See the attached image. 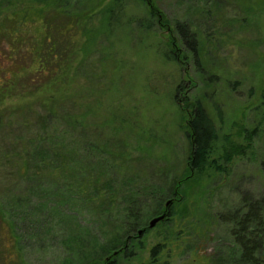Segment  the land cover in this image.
Segmentation results:
<instances>
[{"label":"rangeland","instance_id":"rangeland-1","mask_svg":"<svg viewBox=\"0 0 264 264\" xmlns=\"http://www.w3.org/2000/svg\"><path fill=\"white\" fill-rule=\"evenodd\" d=\"M155 2L172 23L177 19L189 21L197 32L203 65L198 70L188 62L187 73L196 84L189 93L199 97L207 92L208 112L218 129L215 154H219L226 138L242 144L241 126L248 129L259 126V129L250 148L234 156L226 170L213 171L208 167L201 177L194 176L183 182L179 188V197L183 200L174 205L173 218L166 223H156L141 236L137 232L142 227L135 231L133 236L135 239L140 236L143 248L135 249L134 256L110 255L98 261L149 264L151 248L161 244V264H239L238 249L226 247L233 244L232 218L245 200L261 196L264 190V0ZM34 5L29 0L4 2L0 6V22L9 23L5 15L11 10ZM94 16L91 23L97 24L100 15ZM135 16H146L145 5L141 0H126L121 25L109 40L96 38L89 51L86 47L79 51L71 73L64 79V86L67 95L78 96L82 109L94 110L91 116L100 126L108 127L109 139L127 144L126 167L130 178L127 183L132 186L129 188L132 192L144 191L138 199L148 227L149 220L154 217L151 210L156 204L149 199L147 190L178 179L187 169L188 142L183 113L173 100L176 84L186 77L179 64L163 57L164 41L160 32L136 27L128 21ZM10 46L9 40L0 36V66L3 69L10 67L11 62L5 57ZM210 73H215L218 79L204 80ZM32 98L7 95L0 108L19 106ZM216 107L221 111L220 120L215 113ZM27 118L31 119L32 115ZM15 131V128L0 126L2 212L7 211L5 205L11 204L10 201L16 203L20 197L30 195L27 186L30 180L20 176V166L24 163L18 159V150L6 142L7 136ZM40 180L47 189L45 199L53 202L59 211L49 206L45 212H49L50 224L39 223L30 229L20 224L17 230L13 227L14 232H10L11 227L2 223L0 264H77L87 249L80 251L81 254L77 240L69 239L77 233V221H89L92 234L98 235L102 234L100 230L108 232L109 227L115 226L108 211L104 216L105 224L99 221V215H93L96 212L83 201V193L75 192L80 184L76 186L74 179L73 183L65 182L55 173ZM37 193L43 195L44 187L37 188ZM166 201H162V205ZM67 202L70 205L64 208ZM183 206L188 209V217L181 216ZM31 207L33 213L37 212L35 216H41L36 210L37 204L33 202ZM68 221L71 227H67ZM81 222L83 231L85 225ZM109 222L114 223L107 224ZM103 236L108 237L107 234ZM230 249L234 252L232 257L228 255ZM257 261L264 264V251Z\"/></svg>","mask_w":264,"mask_h":264},{"label":"trees","instance_id":"trees-1","mask_svg":"<svg viewBox=\"0 0 264 264\" xmlns=\"http://www.w3.org/2000/svg\"><path fill=\"white\" fill-rule=\"evenodd\" d=\"M9 1L0 0V6ZM29 1L35 5L11 10L5 15L6 22L9 23L0 22V36H5L12 45L5 54L11 62L10 67L3 69L0 66V104H5L2 102L7 95L20 94L23 98L33 96L19 106L2 109L7 106L3 105L0 108V126L16 129L14 134L7 136L6 142L18 150V159L24 163L20 166V176L30 180L27 183L30 195L20 197L16 203L10 201L11 204L5 205L8 212L0 210V225L5 223L11 227L10 232H14L13 227L17 230L20 224L29 229L39 223L50 224L47 217L49 212L45 211L49 206L59 210L53 202L45 199L47 189L40 178L57 173L65 182L73 183L71 180L74 179L76 186L77 183L80 184L79 190L75 192L83 193V201L91 211L96 212L93 215H99L100 222L106 223L104 216L107 211L115 220V226L108 228L110 231L100 230L102 234L98 235L92 234L89 221L83 223L78 219L77 233L69 239L77 240L79 252L87 249L77 264H115L110 260L98 261V258L101 260L119 254L122 258H130L134 256L135 249L138 251L143 248L140 236L149 228L144 221V210L141 211L142 204L138 198L144 191L139 189L132 192V186L127 183L130 179L126 167L129 155L125 149L127 144L109 139L111 132L108 127L100 126L91 116L94 110L89 107L82 109L83 104L78 96L72 97L65 93L64 79L71 73L70 68L79 51L85 47L89 51L96 38L109 40L121 25L126 0ZM141 1L146 8V16H135L128 21L144 30H158L164 41L161 49L163 57L179 64L186 77L176 84L173 100L183 113L184 133L188 142L187 169L178 179L147 190L149 199L156 204L151 210L153 215L166 211L165 218L158 222L166 223L176 213L174 205L183 200V197H179V188L183 182L194 176L201 177L208 167L213 171L226 170V165L231 164L234 156L241 155L250 148L259 126L251 129L241 126L239 136L243 138L242 144L226 138L219 154H215L218 129L208 112L207 92L199 97L189 93L196 84L187 73L188 62H192L198 70L203 65L197 32L189 21L177 19L172 23L155 0ZM96 14L100 15L99 22L91 23ZM74 68L77 73L76 64ZM217 77L215 73H210L205 75L204 80L211 82ZM215 109L216 118L220 120L221 111L218 107ZM30 114L32 118L28 119L27 115ZM262 170L264 171V163ZM40 187L45 189L43 195L37 193V188ZM168 199L171 203L166 208L162 201ZM32 201L38 205L36 210L41 216H35L36 211L33 213ZM68 203L64 208L70 205ZM180 211L181 216L190 215L186 206ZM238 211L232 218L233 244L226 247L238 249L239 264H258V257H262L264 251V190L261 196L245 200ZM70 222L68 221L67 227H71ZM80 222L85 225L83 231L80 229ZM111 223L114 222L107 224ZM140 227L143 231L135 239L133 235ZM104 234L108 237L103 236ZM13 238L16 241L14 235ZM162 248L161 244L151 248L149 264H161L159 254ZM115 251L117 254H114ZM228 255L232 257L234 252L230 249Z\"/></svg>","mask_w":264,"mask_h":264},{"label":"water","instance_id":"water-1","mask_svg":"<svg viewBox=\"0 0 264 264\" xmlns=\"http://www.w3.org/2000/svg\"><path fill=\"white\" fill-rule=\"evenodd\" d=\"M171 203V200H167L165 203V207L167 208L169 206V204ZM166 215V211H162L161 214L155 215L154 217H152L149 222H148V228H152L156 225V223H158L159 221L163 220L165 218ZM142 229L138 230V235H140L142 233ZM114 254H116V251L114 252Z\"/></svg>","mask_w":264,"mask_h":264},{"label":"flooded vegetation","instance_id":"flooded-vegetation-1","mask_svg":"<svg viewBox=\"0 0 264 264\" xmlns=\"http://www.w3.org/2000/svg\"><path fill=\"white\" fill-rule=\"evenodd\" d=\"M117 254V253H116Z\"/></svg>","mask_w":264,"mask_h":264}]
</instances>
